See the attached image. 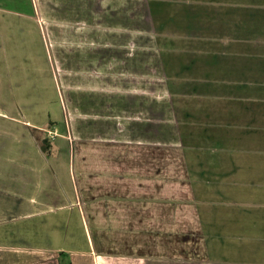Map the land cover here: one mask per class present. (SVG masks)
Segmentation results:
<instances>
[{
	"label": "crops",
	"instance_id": "1",
	"mask_svg": "<svg viewBox=\"0 0 264 264\" xmlns=\"http://www.w3.org/2000/svg\"><path fill=\"white\" fill-rule=\"evenodd\" d=\"M165 1L0 5V65L24 103L22 119L0 110V264H264L261 47L230 53L229 82L198 79L204 62L182 60L195 40L165 30L164 58L153 14ZM171 2L166 16L211 20L189 32L264 33L261 0ZM38 43L63 73L59 86L51 72L58 106Z\"/></svg>",
	"mask_w": 264,
	"mask_h": 264
},
{
	"label": "rangeland",
	"instance_id": "2",
	"mask_svg": "<svg viewBox=\"0 0 264 264\" xmlns=\"http://www.w3.org/2000/svg\"><path fill=\"white\" fill-rule=\"evenodd\" d=\"M0 5L3 4L7 9H17V10H22V11H30L31 10V2L35 0H0ZM173 1V0H171ZM170 0H166L165 2H160L163 11H160V5L159 2L157 3V9H154V24L155 28L158 30L157 34L159 35L161 45L163 48V53H164V58L171 60L172 54L170 53L171 50L169 48L170 45H173L172 42H169L166 40L167 34L165 30H169L173 32L174 34L171 36L173 39H181V40H195L194 43L197 45L195 46L196 49L190 52L189 54L185 55L182 60H187L191 61L194 63L197 62H204L203 66H194L195 68V73L197 72L200 74L198 79H204V78H210L211 74H215L218 77V82L221 81H226L229 82L231 80V77L226 78L227 76H230L231 74H226L225 73V64L227 61L231 60L230 53L235 51L236 53L234 56H237V60L241 59L242 57V47L245 49L247 46L250 47H261L258 50H251L252 52H261L260 60L259 62H264V33L258 32V31H253L249 30L248 32H245V28H240V33H225V32H218V33H192L188 31V28H192V25H197L195 22H200L204 23L202 25H208V21L211 22L208 18L206 19H201L200 17L198 18H193V19H186L185 15L179 14L178 11L175 12L176 16L174 17H169L165 15V12L168 14V12H172V10L175 8L174 4L172 5V2ZM175 1V0H174ZM156 2V1H155ZM259 4H262V7L255 8V11H259L261 15H264V0H261ZM169 9L168 10H165ZM177 8L181 9V6L178 5ZM176 9V8H175ZM179 9V10H180ZM162 15L160 16V14ZM200 16L203 17L202 14ZM194 21V22H192ZM260 23V19H258ZM165 25V26H164ZM259 25V24H258ZM164 26V27H162ZM48 27V26H47ZM250 29V28H249ZM163 30V31H162ZM48 34V33H47ZM36 33L34 31L30 33H26V38L27 40L29 38L36 37ZM169 35V34H168ZM24 38V35H23ZM17 40L23 45L22 39L17 38ZM27 47V45H25ZM20 49V51H24V47ZM249 47H247L248 49ZM36 53H37V68L41 72L42 75V85L44 92L47 94V97L49 98V101L54 106H58L53 102L54 99L59 102V95L56 93L53 82H52V74L51 72L53 71V75L56 77L59 86L63 85V73L62 70L60 69V66L58 64V61L56 60L55 56V50L52 45H47L44 44H39L36 47ZM211 61L217 62L216 64H213V66H210ZM39 62V63H38ZM194 65V64H193ZM188 66V65H187ZM259 67V66H257ZM5 69L6 68V75L5 72H2V76L4 75L5 78H7L10 83L6 84V80L4 79V82L6 86L2 84L0 81V110H3L7 115H12L13 113L16 115H19V117L22 119L23 116H21V110L22 106H24V103L22 104V98L21 96H18L20 93L19 91H14L13 90V85H17V82H13L11 80V71L8 69L10 68L9 65L1 66L0 69ZM264 68V65H262V69ZM1 69V70H2ZM223 77V79H220V77ZM211 80V79H210ZM263 82H264V71H263ZM27 85L29 87H34V81H26ZM254 86H251L250 89H253ZM60 89V88H59ZM225 89L222 85L219 86L218 84V90ZM10 92L11 94H9ZM16 92V95H14ZM30 92L35 93L34 90H31ZM65 92L64 86H63V93ZM60 96L62 100L64 101V96L62 94V90L60 89ZM38 97L33 96V102L36 101ZM252 104V103H251ZM264 107V104H263ZM59 110V109H58ZM56 110V114L61 116L60 112ZM20 111V114H19ZM28 114L25 115V118ZM63 116V114H62ZM62 122V120H61ZM60 122V123H61ZM53 126L50 127L47 126V130L52 129ZM49 128V129H48ZM45 134V135H44ZM49 136H48V135ZM44 137L47 135V137H50L49 131H42V136ZM0 140H6L3 138L1 135ZM81 225V223H80ZM81 232V227L79 225L76 226V231L75 234L78 236L80 235Z\"/></svg>",
	"mask_w": 264,
	"mask_h": 264
},
{
	"label": "trees",
	"instance_id": "3",
	"mask_svg": "<svg viewBox=\"0 0 264 264\" xmlns=\"http://www.w3.org/2000/svg\"><path fill=\"white\" fill-rule=\"evenodd\" d=\"M51 124H53V123H51ZM42 140H44V142H43V144L45 143L46 145H47V149L49 148V143H48V139L45 137V138H43Z\"/></svg>",
	"mask_w": 264,
	"mask_h": 264
}]
</instances>
